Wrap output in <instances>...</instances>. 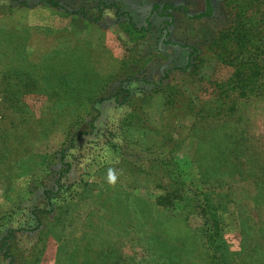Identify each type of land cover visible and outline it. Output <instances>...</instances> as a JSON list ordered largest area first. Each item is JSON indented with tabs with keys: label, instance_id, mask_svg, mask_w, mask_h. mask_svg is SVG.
Listing matches in <instances>:
<instances>
[{
	"label": "rangeland",
	"instance_id": "obj_1",
	"mask_svg": "<svg viewBox=\"0 0 264 264\" xmlns=\"http://www.w3.org/2000/svg\"><path fill=\"white\" fill-rule=\"evenodd\" d=\"M55 1L0 0V241L11 233L18 253L0 250V264H264V98L214 108L216 81L234 68L214 64L208 44L230 0H210L203 17V0ZM165 2L186 12L159 14ZM151 146L207 203L155 202L159 179L125 165ZM200 205L222 238L213 263Z\"/></svg>",
	"mask_w": 264,
	"mask_h": 264
},
{
	"label": "trees",
	"instance_id": "obj_2",
	"mask_svg": "<svg viewBox=\"0 0 264 264\" xmlns=\"http://www.w3.org/2000/svg\"><path fill=\"white\" fill-rule=\"evenodd\" d=\"M51 6H57L55 0H46ZM232 13L229 16L228 24L225 28L218 32L215 38H213L208 48L210 50L209 59L214 64L230 65L234 68L224 80L216 81V87L218 90L214 91L216 99L214 103L215 109L218 112H222L223 104L237 103L238 100H247L254 97L264 98V5L262 8L259 3H251V0H230ZM246 6L250 7L252 12L246 9ZM157 9V5H153V9ZM159 14L165 12V10H179L183 14L186 9L181 6H174L171 3L165 2L158 8ZM212 12V6L210 0H203V10L198 13L196 17L210 16ZM167 15L171 16L170 13ZM192 53L195 49H192ZM245 54L240 56V62L236 61L237 55ZM204 58H201L202 62ZM136 61L133 57L123 63L122 75L127 78L133 74L130 70L132 64ZM193 67L190 63L186 64V68ZM199 64H197V68ZM119 91L123 92V95H119ZM179 94L185 100V104L182 105L184 112L190 115H197L203 111V107L197 105L195 108L194 102L178 91ZM115 100L121 99L126 102L129 97V93L126 89L118 88L113 95ZM143 99H134L131 103V108L136 113V108L141 107ZM205 104V103H204ZM242 104V103H240ZM222 106V107H221ZM231 106V105H230ZM227 107L229 113L234 111L233 106ZM213 108V107H211ZM226 109V110H227ZM193 110V111H192ZM192 111V112H191ZM227 112V111H226ZM146 116V114H144ZM141 125V123H140ZM166 145L169 146L174 142L172 137L167 135ZM160 145V142H159ZM157 149V147H155ZM143 152L147 153V156H141L138 163L125 162L127 169L130 173H139L141 176L148 178H158L159 180L155 183L157 188L163 190V194L155 198V202L161 206H167L171 204V199L178 195H185L186 198H190L193 201L202 200L207 203V199L201 193L192 191L189 194L186 193V189L195 185L190 180L188 183H184L179 175V171L175 165L174 159L168 152L166 155L157 152L151 148H143ZM169 202V204H168ZM199 207V205H197ZM196 206V207H197ZM202 209L200 212L206 216L205 234L203 236L204 248L210 253V260L213 262L221 258L220 248L222 244V238L220 230L217 227V220L212 209H206V205H200ZM203 230V231H204ZM13 235L11 233L6 234L0 241V250L3 251L5 257H9L12 262L17 258L18 253H14V242ZM11 240V241H10ZM10 241V242H9ZM20 264V263H19ZM22 264H30L24 261ZM214 264H224L223 260L215 262Z\"/></svg>",
	"mask_w": 264,
	"mask_h": 264
},
{
	"label": "clouds",
	"instance_id": "obj_3",
	"mask_svg": "<svg viewBox=\"0 0 264 264\" xmlns=\"http://www.w3.org/2000/svg\"><path fill=\"white\" fill-rule=\"evenodd\" d=\"M108 181H109V183H113V184L116 181V175L112 169H109V171H108Z\"/></svg>",
	"mask_w": 264,
	"mask_h": 264
}]
</instances>
